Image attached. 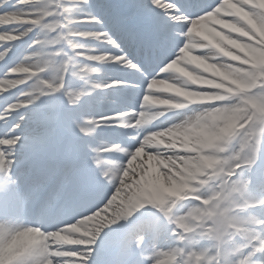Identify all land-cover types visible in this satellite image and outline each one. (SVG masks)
Returning a JSON list of instances; mask_svg holds the SVG:
<instances>
[{
  "label": "clouds",
  "instance_id": "clouds-1",
  "mask_svg": "<svg viewBox=\"0 0 264 264\" xmlns=\"http://www.w3.org/2000/svg\"><path fill=\"white\" fill-rule=\"evenodd\" d=\"M19 3L0 13V264H264V0H165L168 49L130 88L76 51L88 0ZM100 95L90 127H114L75 154L33 117ZM69 168L89 179L32 194Z\"/></svg>",
  "mask_w": 264,
  "mask_h": 264
},
{
  "label": "snow or ice",
  "instance_id": "snow-or-ice-1",
  "mask_svg": "<svg viewBox=\"0 0 264 264\" xmlns=\"http://www.w3.org/2000/svg\"><path fill=\"white\" fill-rule=\"evenodd\" d=\"M63 2V0H61ZM165 0L156 3L155 0H137L133 7L127 11H119L112 6L101 3V0H88L91 11H82L78 16L72 18L73 25L78 30L85 33L79 36H73L74 41H79L85 45L76 51H87L93 57L87 60L89 65H99L103 61L100 55L102 52L110 54L113 59L107 62H113L125 66L130 70L132 76L139 77L145 82L147 77L154 75V70L160 63L161 52H166L169 46L167 36L166 22L169 20L168 13L171 9L161 7ZM168 3L179 2V0H167ZM85 0H67V11H71L73 7L83 5ZM185 6L195 9L197 0H183ZM14 7H25L27 5L20 4L19 0H0V13L6 9ZM14 25H0V32L10 30ZM22 39H27L23 37ZM88 41H96L101 46L97 47ZM15 41L0 42V51L8 47ZM85 59V58H81ZM4 73L0 71V76ZM131 82V81H128ZM66 87H68L66 85ZM6 95V94H5ZM78 95L75 91H69L68 96L71 98ZM2 100V97H0ZM108 102V98L101 95L99 104L102 106ZM4 111V104L0 102V113ZM104 115V113H98ZM34 119L42 121L44 128L52 125H58L62 131L63 137L73 154L77 153L84 142L92 144L95 134L90 127V114L86 112L83 115L73 114L66 109H61L54 102H49L43 108H37L33 113ZM5 120H11V117L0 119V125ZM11 127V123L7 125ZM0 137H4L7 141L4 131L0 130ZM43 135H37L30 141V145L40 143ZM97 152L96 163H101L99 149ZM87 173L80 170L69 168L63 176H42L32 190V194H38L42 187L47 186L59 191L64 181L72 180H88ZM0 192L6 189L0 185ZM7 194V193H6ZM8 205H15V198L8 194Z\"/></svg>",
  "mask_w": 264,
  "mask_h": 264
},
{
  "label": "bare ground",
  "instance_id": "bare-ground-1",
  "mask_svg": "<svg viewBox=\"0 0 264 264\" xmlns=\"http://www.w3.org/2000/svg\"><path fill=\"white\" fill-rule=\"evenodd\" d=\"M116 4L118 5L117 8H119L120 11H122V12L131 9V8H129V6L127 4H125V2L123 0H116ZM105 5L111 6V4L108 3V2H106ZM93 42H96V41H93ZM110 63L113 64L115 67L119 66V64H115L113 62H110ZM128 71H129L128 72V75L129 76H132L130 74V70H128ZM102 75L105 78L112 79V77H111L112 76V72H103ZM113 75H115V74H113ZM119 75L126 76V75L121 74V73ZM132 77H133L132 80H136L137 82H139L141 80L139 77H136V76H132ZM73 84H74V81L70 79L67 86L68 87H72ZM122 86L123 87H129V88L130 87H135L133 85L128 84V82L124 83ZM102 91L103 90H98V92H102ZM100 96H97L94 100H92V101H90V102H88V103H86L84 105H81L78 108L77 107H73V106H69L66 110L69 111V112H71V113H73V114H76V115H83L85 112L87 114H89V112H93V111L95 112L97 110V108H100V107H103L104 106V105L101 106L99 104V98H100ZM102 126L107 127L109 125L106 124V125H102ZM101 130H102V128L100 129L99 135H96L95 138L91 141L93 145L101 144V143H103L107 139V136L104 134V132H101Z\"/></svg>",
  "mask_w": 264,
  "mask_h": 264
},
{
  "label": "rangeland",
  "instance_id": "rangeland-1",
  "mask_svg": "<svg viewBox=\"0 0 264 264\" xmlns=\"http://www.w3.org/2000/svg\"><path fill=\"white\" fill-rule=\"evenodd\" d=\"M113 1L114 0H101V3L102 4H105L106 2H108V3H110V4H113ZM124 2H125V4H127L128 6H129V8H132L133 7V5L137 2V0H123ZM112 7L115 9V6H113L112 5ZM90 44H93L94 46H97V47H100V44L99 43H97V42H93V41H88ZM101 64V66L104 68V72H108V71H110V69H119L120 70V68L117 66V67H115L113 64H111L110 62H107V63H103V62H101L100 63ZM116 78V77H115ZM122 80V79H121ZM127 81H131L130 80V77H129V80H127ZM129 84L130 85H133V86H136L138 83L137 82H135V81H131V82H129ZM94 112V111H93ZM93 112H89V114H91V113H93ZM109 126H107V127H103V130H105V129H107V128H110V127H114V126H112V125H110V124H108Z\"/></svg>",
  "mask_w": 264,
  "mask_h": 264
}]
</instances>
